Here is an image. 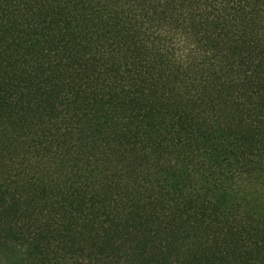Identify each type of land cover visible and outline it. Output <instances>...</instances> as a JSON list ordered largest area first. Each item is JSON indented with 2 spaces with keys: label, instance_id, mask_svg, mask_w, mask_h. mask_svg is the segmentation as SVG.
<instances>
[{
  "label": "trees",
  "instance_id": "obj_1",
  "mask_svg": "<svg viewBox=\"0 0 264 264\" xmlns=\"http://www.w3.org/2000/svg\"><path fill=\"white\" fill-rule=\"evenodd\" d=\"M0 264H264V0H0Z\"/></svg>",
  "mask_w": 264,
  "mask_h": 264
}]
</instances>
